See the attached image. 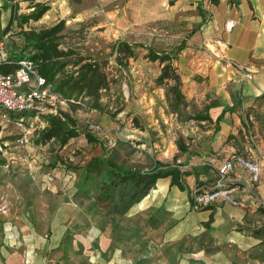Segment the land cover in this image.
Wrapping results in <instances>:
<instances>
[{"label": "rangeland", "instance_id": "obj_1", "mask_svg": "<svg viewBox=\"0 0 264 264\" xmlns=\"http://www.w3.org/2000/svg\"><path fill=\"white\" fill-rule=\"evenodd\" d=\"M174 2L67 0L36 21L20 25L16 18L6 36L8 49L11 47L15 53L23 49L25 32H38L63 21L54 42L57 49L66 52L57 58L66 64L51 87L68 78L72 82L78 80L86 65L96 69L102 85L97 94L86 95L83 89L80 95L84 106L62 103L58 111L75 118L80 130L87 128L99 137L104 150L100 143L88 142L82 133L62 146L53 138L37 142L45 125L42 113L32 122L28 142L20 145L16 141L19 129L0 114V239L10 245H18L28 235L59 240L57 264H242L239 250L250 255L252 251L246 253L229 239H238L237 230L264 225L260 210L264 209V200L259 197L249 205L242 201V207L251 211L241 223L234 218L228 221L235 208L222 199L223 205H215L212 210L208 228L204 222L210 217L209 209H191L182 190L170 189L169 177L157 179L145 195L122 213L114 204L120 196L125 199L128 190L120 192L119 185L112 189L113 197L104 200L101 177L93 176L80 190H74L78 177L75 167L98 155L110 156L122 167L139 170L152 169L155 161L181 162L185 164L183 169H190L197 163L210 162L209 154L219 165L231 155L264 163V96L242 109V128L240 123L222 142L221 146H229L227 150H207L210 136L213 138L210 120H197L195 115L207 112L208 97L217 95L210 84L209 71L204 70L210 65L204 63L212 58L206 44L213 37L210 28L197 32L199 26L190 33L196 24V10L187 8L180 18H175L170 6ZM33 3L18 0L10 9L0 10V35L5 33L11 15L27 13L26 8ZM183 38L185 54L172 60L183 92L174 107L169 90L173 80L156 82L162 64L148 60L145 47L167 51ZM122 40L141 46L135 47L133 56L118 53L115 44ZM192 59L195 63L198 59L196 65L204 66L203 70L192 72ZM180 63L188 66L183 71L191 74L188 80H182L185 77L178 71ZM93 104L101 109L93 108ZM116 109L119 112L112 117L111 112ZM177 140L182 141L187 154L179 151ZM204 165L210 167L201 174L207 185L203 190L208 191L217 174L213 166ZM67 169L75 174L67 173ZM262 173L264 170L259 175ZM184 182L188 187L190 184L191 195L202 192V188L197 190L194 186L192 175L185 176ZM228 195L240 206V197L231 196L230 192ZM252 230L247 239H253L257 249H264V234L255 235L260 230Z\"/></svg>", "mask_w": 264, "mask_h": 264}, {"label": "crops", "instance_id": "obj_2", "mask_svg": "<svg viewBox=\"0 0 264 264\" xmlns=\"http://www.w3.org/2000/svg\"><path fill=\"white\" fill-rule=\"evenodd\" d=\"M32 1L46 3L49 5V10L59 4H65L67 0ZM170 6L175 18H180L187 8H193L196 10L195 14H193V21L196 23L195 27L200 23L197 32L204 33L205 29H211L208 32L213 37V40L208 41L206 45L212 58L207 63H204L210 64L204 70L209 71L210 84L214 87V92L217 95L212 94V97H208V100H210L208 105H211L207 110V113L210 115L211 124L209 130L213 138L210 136L206 148L209 152L214 151L215 153L221 149L227 150L229 146H221L222 142L226 140L228 134L238 129V125L244 119V115L241 113L242 109L255 103L261 93L264 92V0H175L174 4ZM30 9L31 5L26 8V11L28 12ZM228 20H233L234 25L230 31L226 32L224 31V23ZM9 30L6 31L7 34ZM183 49L177 56H184L185 51ZM198 61L197 59V63H195V60H191L190 67L194 68L192 72L204 68V66L199 67V65H196ZM231 63L244 65L246 69L251 71L252 78L250 80H243L241 72ZM184 68H188V66H182V63L178 65L180 75L185 77L182 80H188L191 74H185L183 72ZM233 105H235L234 110L225 111L222 118L215 122L214 119L220 113L223 106L231 107ZM240 127L242 128V123ZM209 155L211 156L209 158L210 165L216 168V165L220 163H217L213 154ZM255 161L257 160L255 159ZM257 162L260 163V170H264V163H261L263 161L258 160ZM197 164L209 163L202 162ZM238 165L236 163L233 167H238L235 172L227 174L225 182H230L227 187L230 195L241 198L239 201L240 206H238L237 201L236 204H232L235 209L230 212L228 221L231 222L232 218H234L241 223L248 219V214L251 211L249 208L242 207L244 205L242 201H245L249 205L248 202L252 203L258 197L264 200V174L259 175L258 181L251 185L248 169H244L241 165ZM199 180L203 190V187L207 186L206 182L201 175L199 176ZM195 184L194 181V186ZM188 185L190 194L191 186L189 183ZM171 188L176 189L177 192L179 191L176 186H170ZM188 191H182L186 194L187 198L189 197ZM221 200L216 199L212 202L214 206L208 210L209 213L213 212L212 210L215 208V205H223L224 201ZM249 234L248 230H237L235 231V235H237L238 239L234 240L230 238L229 241L236 243L242 250H247L246 253L252 251L248 256L239 250L242 264H264V251L253 246L255 241L247 239L250 237ZM28 236V239L19 242L18 245H12V243L10 245L6 240L0 239V264L58 263L56 259L58 251L56 248L59 245V240L50 238L40 239L33 237V235L32 237L31 235ZM102 241L105 240L103 239Z\"/></svg>", "mask_w": 264, "mask_h": 264}, {"label": "trees", "instance_id": "obj_3", "mask_svg": "<svg viewBox=\"0 0 264 264\" xmlns=\"http://www.w3.org/2000/svg\"><path fill=\"white\" fill-rule=\"evenodd\" d=\"M16 0H0V9H10ZM49 5L46 3L36 1L31 5V9L27 13H20L17 17L11 15L4 29L5 32L12 27V24L15 22L16 18L18 24L23 25L30 20H38L42 15L48 10ZM197 24V26H199ZM63 26V21L59 20L56 23L52 24L49 27H46L40 31H27L24 35V45L23 49H19L18 53H15V50H12L11 47H7L6 50L8 53L5 61L0 63V72H10L12 71L17 64V61L22 57H28L35 61L37 72L45 78L46 83L52 85L56 74L63 69L65 66V61H60L58 57L64 56L65 51L57 49V45L54 42L55 34ZM194 27L191 31L195 30ZM186 40L183 38L177 44L172 45L167 51L166 50H155L151 45L146 46V58L150 61H158L162 64L160 73L156 77V82L159 84L164 79L173 80V84L170 85L169 90L172 92L173 96V105L177 107L180 103L183 92L179 87L181 80L178 73L175 72L172 66V60L175 56L185 47ZM136 46H141L140 43L130 44L124 40L117 41L115 44V49L117 52H125L129 56H133ZM28 49V52L25 50ZM79 85V86H78ZM102 87L97 71L91 65H86V69L80 74L78 80L71 81L70 78L60 81L56 84L53 90L60 91L66 98H80L83 97L80 95L81 91L85 89L86 95H91L93 93L97 94L98 89ZM65 88V89H64ZM76 92V95L72 96V93ZM264 96V92L261 93L260 97ZM79 106V105H78ZM95 109H101L97 104L92 105ZM211 105H208V107ZM234 106L228 107L223 106L220 113L215 117V122L220 120L223 116V113L228 110H234ZM119 112L118 109L111 112V116L115 117ZM42 121L45 125L40 130L37 142L39 140L46 141L51 138L55 139L58 145L62 146L68 142L69 139L78 136L82 133L85 139L88 142L100 143L102 142L94 135L89 129H79L76 124V119L71 117L68 113L58 111L57 114L46 113L42 114ZM197 120H210V115L205 112L202 115H195ZM177 148L182 154H187L188 150L183 145L182 141H176ZM103 148V146H102ZM104 150V148H103ZM242 157L240 155H237ZM243 158V157H242ZM228 159V158H227ZM226 160V159H225ZM246 162H251L250 160H245ZM2 160H0L1 162ZM205 163V162H204ZM211 164L210 162H206ZM184 163H161L160 161H155V165L150 170H139L136 168H125L116 164L110 156L98 155L91 156L89 160L83 165L75 167L78 170V177L74 183V190H80L85 184H87L92 177H101L103 182L100 186V190L103 193L101 200L106 198H112L113 192L112 189L115 186H120V192L128 190L127 197L124 199L122 196L119 197V201L114 204V208H119V212H124L129 206L134 202L138 201L143 195H145L154 185L157 179L162 177H169L170 186H176L179 190H187L188 186L184 182V177L187 175H192L195 181V186L197 190H200L202 185L199 180L201 174H206L207 170L210 168L204 164L200 166L197 164L195 167L190 169H183ZM185 165V164H184ZM212 166V165H211ZM216 169V168H215ZM67 173L75 174L72 169H67ZM106 179V180H104ZM106 181V182H105ZM230 182H225V187H228ZM189 194V191H188ZM100 198V197H99ZM189 205H192L193 198L191 193L188 197ZM214 206L213 203H208L199 209H212ZM198 209V210H199ZM264 213V209H260ZM207 221L204 222V226L209 228V222L211 220V213ZM264 225L261 227L249 228V233L252 230L254 233L255 230H260L255 235L264 234ZM256 228V229H255ZM260 228V229H259ZM264 251V249H263Z\"/></svg>", "mask_w": 264, "mask_h": 264}, {"label": "built area", "instance_id": "obj_4", "mask_svg": "<svg viewBox=\"0 0 264 264\" xmlns=\"http://www.w3.org/2000/svg\"><path fill=\"white\" fill-rule=\"evenodd\" d=\"M233 25V20L226 21L224 31H230ZM6 36L7 32L0 35V63L5 61L8 56ZM231 64L241 72L243 80L252 78L251 71L246 69L244 65ZM62 103L84 106L83 99L79 97L68 99L60 91L53 90L51 85L46 83L45 78L37 72L36 63L32 59L22 57L17 61L16 67L12 71L0 72V114L6 121L13 123L19 129L16 137L18 144L23 145L28 142L30 127L39 113L57 114L58 106ZM236 163L248 169L251 185L258 181L260 163L256 161L246 162L242 157L231 155L216 167L217 176L213 188L208 191L202 190V192L193 193V202L190 208L198 210L216 199H223L231 204H236L234 198L228 195L229 189L225 187L226 176Z\"/></svg>", "mask_w": 264, "mask_h": 264}, {"label": "bare ground", "instance_id": "obj_5", "mask_svg": "<svg viewBox=\"0 0 264 264\" xmlns=\"http://www.w3.org/2000/svg\"><path fill=\"white\" fill-rule=\"evenodd\" d=\"M28 254V253H27Z\"/></svg>", "mask_w": 264, "mask_h": 264}]
</instances>
